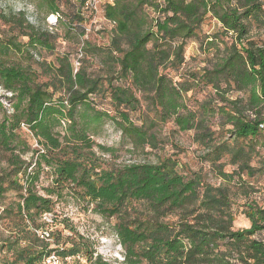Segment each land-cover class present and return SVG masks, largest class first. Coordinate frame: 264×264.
Masks as SVG:
<instances>
[{
    "label": "trees",
    "instance_id": "trees-1",
    "mask_svg": "<svg viewBox=\"0 0 264 264\" xmlns=\"http://www.w3.org/2000/svg\"><path fill=\"white\" fill-rule=\"evenodd\" d=\"M37 1L46 20L60 14L57 29L84 36L87 0L69 19L59 0ZM101 9L115 25L111 43L90 50L84 42L81 50L82 59L88 52L100 59L101 76L82 59L75 73L70 54L56 53L55 32L23 16L7 21L28 41H0V91L9 105L0 100V264H42L50 252L88 258L81 239L50 249L37 234L53 227L42 219L64 200L115 219L121 264H264V203L253 198L259 190L251 182L264 179V37H251L264 28V0H105ZM212 21L217 28L205 32ZM191 42L203 67L186 68ZM33 49L53 61L31 69L11 60ZM103 96L110 110L98 108ZM107 121L142 154L164 149L153 132L159 125L192 132L200 161L221 183L175 154L103 167L95 150L116 152L94 140ZM46 170L51 185L41 193ZM239 215L249 228H235Z\"/></svg>",
    "mask_w": 264,
    "mask_h": 264
},
{
    "label": "rangeland",
    "instance_id": "rangeland-1",
    "mask_svg": "<svg viewBox=\"0 0 264 264\" xmlns=\"http://www.w3.org/2000/svg\"><path fill=\"white\" fill-rule=\"evenodd\" d=\"M105 0H102L104 3ZM62 10L69 16L74 15L76 8L78 7V0H59ZM33 6L35 11L32 13L30 7ZM37 0H0V41L6 42L8 39H16L18 43L25 44L28 38L22 37L20 27H16L11 24L13 16H23L27 23L35 28L42 30L48 29V22L46 20L45 10H37ZM5 17V19L3 18ZM6 21V22H5ZM93 17H89L85 23V27L89 30L88 36H83L79 32L68 33L65 27H61L55 30L54 40L56 53L58 54H70L71 59L79 60V55L83 48V42H89L90 50L96 47H108L111 43V33L109 25L102 20V17H97L96 21ZM103 27V30L101 29ZM217 28L216 22L212 21L205 27V32H212ZM252 38H263L264 28L253 29L251 33ZM28 50H24L22 54L13 55L11 60L14 63H18L21 66L31 69H37L40 63H51L53 56L50 53L41 50L33 49L31 54H27ZM203 56L199 52V45L191 42L188 45L186 51V68L195 69L196 67H203L205 64L202 62ZM82 65L88 69L89 72L104 74V68L100 62V59L88 52L82 59ZM81 63V62H80ZM80 67V65H79ZM74 69L76 66L74 64ZM46 73V72H45ZM48 77L44 73L40 74V81H47ZM5 95L3 91H0V100L3 101L4 107L9 108L7 102H5ZM7 97V96H6ZM200 99L202 95L198 96ZM98 108L101 110H110L109 99L106 100L103 97L96 98ZM146 110V108H144ZM2 114H0V119ZM158 139L164 147L163 150L153 152L151 154H142L140 152H133L131 145L127 140H124L121 133L114 128L113 124L107 121L104 125L101 133L94 138L98 145H102L106 148L113 149L115 154L103 153L96 149L97 157L100 158L99 164L103 167L123 166L130 163L140 162H155L156 154L162 155H177L182 163H186L193 170L202 169L207 181L213 185L221 183L219 179L211 170L209 164H202L199 159L200 150L193 143V133H179L176 132L173 124L159 125L154 130ZM25 137L31 145L32 149H40L37 141L34 137L24 129ZM150 151V150H146ZM26 159H30L27 156ZM230 168H227L229 171ZM252 183L256 185V189L259 190L253 198L257 199L260 204L264 203V179L252 180ZM51 185V176L46 170L41 174L40 181L38 183V190L41 193L43 188ZM15 200L14 195H9V201ZM66 200L56 205L52 214L44 216L42 221L53 225V227H45L40 232L49 233L50 249L69 248L76 241L82 240L85 247L88 250V258L84 255H79L75 258L69 259V264H98V260L107 262L109 264H121L124 257V249L121 247L117 236L113 231L115 219H104L91 209L86 210L81 203H76L72 200ZM243 203L242 200L238 202V206ZM249 221L243 216L239 215L235 222L236 229L249 228ZM4 233V232H3ZM8 234V233H6ZM79 235V236H78ZM81 237V238H80ZM81 239V240H80ZM6 254L3 253L0 256V263L5 261ZM10 258V256H8Z\"/></svg>",
    "mask_w": 264,
    "mask_h": 264
},
{
    "label": "built area",
    "instance_id": "built-area-1",
    "mask_svg": "<svg viewBox=\"0 0 264 264\" xmlns=\"http://www.w3.org/2000/svg\"><path fill=\"white\" fill-rule=\"evenodd\" d=\"M112 2V0H110ZM101 4H102V0H87L84 4V9L85 12H87L89 14V17H93L95 19V23L98 22L96 21L97 17H102V20L105 21L109 27H110V33H112V30L114 29L115 25L113 22L108 21L103 14V11L101 9ZM30 11L33 13L35 11L34 7L31 6L30 7ZM60 19V14H52L50 16L47 17V22H48V29L49 32L54 33L55 30L57 29L58 26V21ZM101 29L103 30V27H101ZM84 36H88L89 34V30L84 26ZM85 42V41H84ZM84 42H83V46H84ZM82 57V53L79 55V59ZM80 62L79 60H77L75 62V73L77 72L78 68H79ZM37 234L39 235V237L43 240L48 241L49 240V233L47 232H40L38 231ZM71 258H62L57 252H50L48 253L44 259L42 260V264H69L68 261Z\"/></svg>",
    "mask_w": 264,
    "mask_h": 264
}]
</instances>
